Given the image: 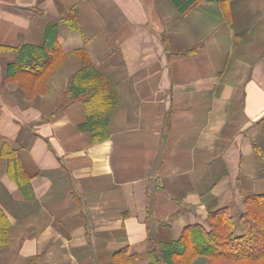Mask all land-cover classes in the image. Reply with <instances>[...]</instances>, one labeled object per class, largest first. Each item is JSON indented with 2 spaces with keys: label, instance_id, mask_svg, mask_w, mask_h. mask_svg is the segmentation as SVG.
Masks as SVG:
<instances>
[{
  "label": "crops",
  "instance_id": "crops-1",
  "mask_svg": "<svg viewBox=\"0 0 264 264\" xmlns=\"http://www.w3.org/2000/svg\"><path fill=\"white\" fill-rule=\"evenodd\" d=\"M52 23L66 56L28 86L9 65ZM80 49L118 91L99 141L79 127L81 101L54 115ZM253 141L264 154V0L185 14L174 0H0V264H117L149 236L175 240L222 206L237 214L247 192L264 193Z\"/></svg>",
  "mask_w": 264,
  "mask_h": 264
},
{
  "label": "trees",
  "instance_id": "trees-1",
  "mask_svg": "<svg viewBox=\"0 0 264 264\" xmlns=\"http://www.w3.org/2000/svg\"><path fill=\"white\" fill-rule=\"evenodd\" d=\"M199 1L174 0L181 14ZM63 19L67 21L69 16L64 15ZM56 25H48L43 46H20L16 61L9 65V71L28 74V86L35 78L39 84L45 83L66 56L55 40ZM77 52L82 67L69 76L54 115L71 103L81 101L86 120L79 127L88 131L93 141H99L109 136L108 120L117 107L118 91L84 49ZM252 147L264 164V154L256 142H252ZM8 169L23 190L30 193L29 178L22 172L13 152L8 153ZM242 202L243 210L237 214H232L228 206L219 207L208 212L206 224L186 225L175 240L162 241L149 236V247L144 253L121 249L113 254V259L117 264H134L143 257H148L149 264H192L196 257H205L206 264H264V193L247 192ZM5 216L0 209V231H3ZM5 243L6 239L1 238L0 244Z\"/></svg>",
  "mask_w": 264,
  "mask_h": 264
},
{
  "label": "rangeland",
  "instance_id": "rangeland-1",
  "mask_svg": "<svg viewBox=\"0 0 264 264\" xmlns=\"http://www.w3.org/2000/svg\"><path fill=\"white\" fill-rule=\"evenodd\" d=\"M207 259L205 257H196L192 264H206Z\"/></svg>",
  "mask_w": 264,
  "mask_h": 264
}]
</instances>
